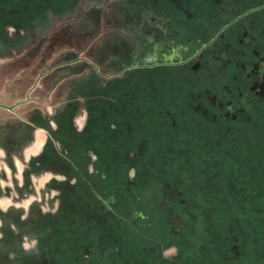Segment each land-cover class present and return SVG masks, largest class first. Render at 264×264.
Returning <instances> with one entry per match:
<instances>
[{
  "label": "flooded vegetation",
  "instance_id": "1",
  "mask_svg": "<svg viewBox=\"0 0 264 264\" xmlns=\"http://www.w3.org/2000/svg\"><path fill=\"white\" fill-rule=\"evenodd\" d=\"M188 4L191 16L179 11L176 18L172 11L170 18L152 17L163 21L165 34H187L179 55L164 62L174 75L148 89L137 82L130 107L111 108L91 133L84 131L85 112L78 157L71 156L73 144L56 150L55 159L70 170L55 179L72 189L69 215L31 248L38 264H264L246 233L248 221L255 229L262 221L242 213L226 186L233 177L230 163L246 151L226 138L215 114L224 108L222 96L228 98L235 111L223 112L222 120L252 124L253 144L261 148L264 0ZM108 23L103 18L102 27ZM184 50L189 55L183 58ZM52 191L57 204L48 214H57L61 192ZM34 218L23 216L17 229L24 233ZM251 232L255 242L261 240L262 233ZM53 237H60L56 249L46 242ZM7 254L1 242L0 264L10 262Z\"/></svg>",
  "mask_w": 264,
  "mask_h": 264
},
{
  "label": "rangeland",
  "instance_id": "2",
  "mask_svg": "<svg viewBox=\"0 0 264 264\" xmlns=\"http://www.w3.org/2000/svg\"><path fill=\"white\" fill-rule=\"evenodd\" d=\"M188 5V0H0V248L1 242L7 246L8 264H38L33 245L55 234L58 223L68 218L72 189L55 179L67 177L70 170L55 155L73 144L71 156H79L77 130L85 112L89 124L84 131L91 133L111 108L130 107L137 82L148 89L174 75L175 68L164 62L179 55L180 38L187 34H165L163 21L152 17L170 18L172 11L176 18L179 11L191 16ZM117 8L119 13L113 14ZM222 97L225 105L215 111L216 122L237 149L246 151L230 163L233 177L226 179L227 190L242 213L262 221L257 229L248 221L246 233L264 263V137L258 148L252 124L223 121V112L235 108ZM23 131L32 133L31 142L24 141ZM56 189L63 207L48 214L57 204ZM27 215L35 222L23 233L17 226ZM252 228L254 234L262 233L261 240L251 238ZM47 241L54 249L61 243L60 237Z\"/></svg>",
  "mask_w": 264,
  "mask_h": 264
},
{
  "label": "crops",
  "instance_id": "3",
  "mask_svg": "<svg viewBox=\"0 0 264 264\" xmlns=\"http://www.w3.org/2000/svg\"><path fill=\"white\" fill-rule=\"evenodd\" d=\"M91 54L94 55V53H91ZM42 91H44V87H43V86L40 88V91H39V92H42ZM82 108H83V107H81V102H80V109H82ZM80 112H81L82 114L84 113L83 111H80ZM83 122H84V120L81 121L80 124H78L79 127H81V125L83 124ZM22 137H25V140H24V141H29V142H31L32 139H33V135H32V133H31L30 131H23V132H22Z\"/></svg>",
  "mask_w": 264,
  "mask_h": 264
},
{
  "label": "bare ground",
  "instance_id": "4",
  "mask_svg": "<svg viewBox=\"0 0 264 264\" xmlns=\"http://www.w3.org/2000/svg\"><path fill=\"white\" fill-rule=\"evenodd\" d=\"M119 10H120L119 8L115 9L116 12H118Z\"/></svg>",
  "mask_w": 264,
  "mask_h": 264
}]
</instances>
